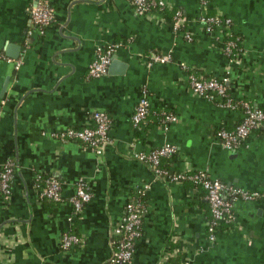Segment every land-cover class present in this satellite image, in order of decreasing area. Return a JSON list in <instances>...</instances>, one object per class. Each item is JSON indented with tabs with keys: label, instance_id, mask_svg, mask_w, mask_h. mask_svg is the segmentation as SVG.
<instances>
[{
	"label": "crops",
	"instance_id": "1",
	"mask_svg": "<svg viewBox=\"0 0 264 264\" xmlns=\"http://www.w3.org/2000/svg\"><path fill=\"white\" fill-rule=\"evenodd\" d=\"M164 1L166 11L144 14L128 0H48L56 18L42 34L30 16L38 0H0V172L6 159L16 163L9 201L0 192V264H111L112 231L128 198L144 186L143 232L130 264H171L177 255L189 264H264V132L226 149L217 130L234 128L243 111L195 94L188 77L191 71L227 76L235 103L264 108V0H210L208 13L231 18L240 37L236 59L224 53L221 30H205L199 0ZM172 10L182 12L180 28ZM10 44L22 45L17 59ZM113 44H120L114 56L126 64L124 72L89 78L97 48ZM162 54L172 60H152ZM144 92L152 113L135 126L132 115ZM98 109L113 121L101 155L50 137L84 126ZM155 111L177 120L162 122ZM165 143L177 147L166 166L188 164L262 197L236 202V225L210 241L204 191L158 178L131 155ZM37 172L61 181L62 201L39 198ZM81 178L93 197L76 214L69 198ZM69 230L82 242L65 251L59 244Z\"/></svg>",
	"mask_w": 264,
	"mask_h": 264
},
{
	"label": "built area",
	"instance_id": "2",
	"mask_svg": "<svg viewBox=\"0 0 264 264\" xmlns=\"http://www.w3.org/2000/svg\"><path fill=\"white\" fill-rule=\"evenodd\" d=\"M134 5L139 13L153 14L169 8L164 0H128ZM206 13L201 17L206 31L212 32L219 29L224 34V53L230 59H236L240 50L241 40L231 29L232 19L219 14H209L210 0H199ZM31 21L34 26L44 33L56 18L55 9L48 0H38L30 9ZM183 19L180 10L175 11L173 16L174 27L180 28ZM188 41H193L191 33H185ZM120 44L99 46L96 57L89 65L88 77L98 78L107 73L109 65ZM155 62H169L170 54L156 55L152 58ZM182 67L188 68L186 63ZM189 83L192 91L209 101L218 102L223 106L239 107L243 111V118L236 123L234 128H219L217 136L222 145L229 150H234L241 145L242 141L256 130L264 132V108L256 107L249 101L235 103L229 92L228 77L197 75L189 73ZM152 113L150 100L144 92L143 97L137 103L132 121L135 126L144 123ZM155 115L162 122H174L177 116L173 113L156 112ZM1 116V111H0ZM112 117L105 110H94L89 120L82 127H68L60 131L50 132V137L63 141L81 143L95 153L101 155L105 144L110 139ZM177 152V147L171 143H165L149 151L131 150V155L145 163H148L156 177L177 182L188 181L196 188L204 191L209 204L210 217L208 219L207 237L210 241L217 239L222 230H230L236 225L235 204L238 201H255L262 197L260 191L245 190L240 187L227 184L220 179L213 178L208 171L193 169L188 164L181 169H175L165 165L166 159H171ZM16 171V163L13 158H8L2 164L0 172V192L5 201H9L13 191V182ZM36 187L41 200L62 201L64 199L62 183L59 179L36 173ZM146 186L138 189L137 196H130L125 203L120 221L113 229L112 234L116 238V246L110 259L111 264H130L133 260L135 247L143 232V219L147 209ZM93 193L88 181L84 178L76 183L75 192L69 198L76 214H80L85 206L92 200ZM82 242V237L71 230L65 231L60 240V248L69 250L77 247ZM180 264H189L184 261Z\"/></svg>",
	"mask_w": 264,
	"mask_h": 264
},
{
	"label": "water",
	"instance_id": "3",
	"mask_svg": "<svg viewBox=\"0 0 264 264\" xmlns=\"http://www.w3.org/2000/svg\"><path fill=\"white\" fill-rule=\"evenodd\" d=\"M12 49H14V51H15V53H12L13 54L12 57L17 59L21 53L22 45H17V46H15L13 44L8 45V50H12ZM125 68H126V64L122 63L121 61L118 60V58L116 56H114L110 66H109L108 71L110 73H113V72H116V70H118L117 71L118 73H123Z\"/></svg>",
	"mask_w": 264,
	"mask_h": 264
},
{
	"label": "trees",
	"instance_id": "4",
	"mask_svg": "<svg viewBox=\"0 0 264 264\" xmlns=\"http://www.w3.org/2000/svg\"><path fill=\"white\" fill-rule=\"evenodd\" d=\"M167 9H164V11H166ZM171 13L173 14V16H174V10H172L171 11ZM209 14H213V13H210L209 12ZM209 32V31H208ZM197 75H201L200 73H196ZM205 76V75H204ZM206 77H208V76H206ZM192 184V183H191ZM138 195V193L136 194V196ZM113 241H114V244H115V246H116V238L115 237H113ZM175 257L177 258L176 259V261H174V259H175ZM175 257H172L170 260H171V264H180V259H179V255H177V256H175Z\"/></svg>",
	"mask_w": 264,
	"mask_h": 264
}]
</instances>
